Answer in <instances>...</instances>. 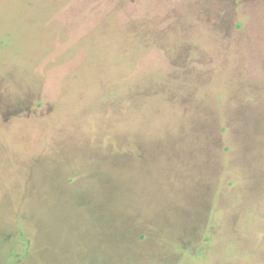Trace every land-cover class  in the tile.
Instances as JSON below:
<instances>
[{
	"label": "rangeland",
	"instance_id": "374dc122",
	"mask_svg": "<svg viewBox=\"0 0 264 264\" xmlns=\"http://www.w3.org/2000/svg\"><path fill=\"white\" fill-rule=\"evenodd\" d=\"M0 264H264V0H0Z\"/></svg>",
	"mask_w": 264,
	"mask_h": 264
}]
</instances>
